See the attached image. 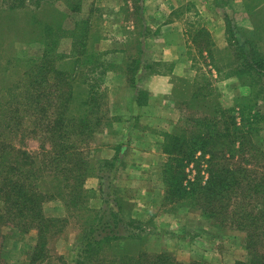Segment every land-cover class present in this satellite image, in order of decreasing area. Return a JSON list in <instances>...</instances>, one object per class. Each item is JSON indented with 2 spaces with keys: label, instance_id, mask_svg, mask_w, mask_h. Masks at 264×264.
<instances>
[{
  "label": "trees",
  "instance_id": "trees-1",
  "mask_svg": "<svg viewBox=\"0 0 264 264\" xmlns=\"http://www.w3.org/2000/svg\"><path fill=\"white\" fill-rule=\"evenodd\" d=\"M18 1L12 0L7 10L17 14ZM262 12L251 14L254 37L230 33L227 61L217 67L228 68L225 75L248 80L250 93L225 108L205 76L203 84H193L190 93L182 95L185 125L166 133L163 142V205L196 207L219 224L244 230L250 257L234 264H264V50L258 40L264 21H257ZM75 25V30L63 23L44 25L43 55L26 59L29 68L18 81L19 90L8 89V113L0 121V238H8L7 229L23 233L36 229L29 264L47 261L49 239L63 231L70 217L83 222L90 216L86 196L90 163L78 143H85L102 124L108 96L99 79L93 78L77 86L80 96L75 98L77 87L63 66L69 56L59 51L60 41L74 39L75 65L81 70L95 65L100 56L89 41L90 19ZM222 54L217 56L219 62L225 59ZM27 132L42 137L41 149L32 152L18 146ZM53 200L63 202L66 216L46 213L45 204ZM137 234L129 238L135 240ZM120 238L105 236L97 225L84 230L83 249L74 264H203L183 263L167 251L152 253L126 247L127 243L108 247V240ZM56 260L70 264L64 256Z\"/></svg>",
  "mask_w": 264,
  "mask_h": 264
},
{
  "label": "rangeland",
  "instance_id": "rangeland-1",
  "mask_svg": "<svg viewBox=\"0 0 264 264\" xmlns=\"http://www.w3.org/2000/svg\"><path fill=\"white\" fill-rule=\"evenodd\" d=\"M11 3L12 0H0V121L5 120L8 113L5 106L9 99L8 89L13 86L19 90L21 86H18V81L29 68L28 64L25 63L26 59L43 55L44 25L63 23L74 29L76 22L90 19L93 27L89 41L93 43V48H96V41L104 39L110 33L111 27L106 23L105 11L96 6L95 0H19L20 8L16 10L17 14L7 10ZM257 11H263L257 17V21H264V6ZM250 20L253 22L252 18ZM243 33L253 37L256 35L252 30V24L251 28L244 27ZM258 40L260 49L264 50V31L261 33V39ZM75 47L72 37L63 38L58 47L60 52L69 56L66 65L63 66H66L70 71L72 84L77 87L86 79L87 82H92L93 78H98L102 90L105 89L104 91L109 96L110 76L116 66L114 61L120 60L121 56L116 59L114 57L115 52H104L96 48L100 52V56L95 71H91L90 68H94L96 64L89 69L81 70L79 66L75 65L78 58ZM129 50L131 53H135L137 51L136 43L130 46ZM222 55L229 54L224 52ZM130 60L132 59L128 58V64L131 62ZM226 61L227 56L223 59V62ZM101 63L102 66L100 67L99 64ZM39 70L43 71L41 68ZM205 78L202 76L198 82L203 84ZM207 78L209 77L207 76ZM247 81L242 80L247 86L246 94H249L251 86L247 84ZM182 83L180 82L181 87L176 96L179 102L184 100L182 98L184 92L190 93L189 90L192 87V83ZM87 85L84 83L82 86L87 87ZM215 90L216 99L218 95L220 103L225 108L235 106L240 97L246 95L240 94L234 97V93H227L225 86L223 88L221 85ZM76 94L75 98L80 96L78 87ZM221 97L225 100L224 103L220 100ZM107 107L104 111L105 116H103L102 124L99 125L97 131L90 133L91 137L86 138L85 143H78L89 158L91 175L101 174L102 177V185L98 189L86 187L87 207L90 216L83 222L75 216L70 217L63 231L49 239L47 252L49 258L47 261L42 258L33 264H48L47 262L57 264L56 259L59 256H64L70 264H74L83 249L81 237L84 235V230L89 231L96 225L104 230L105 236L121 237L118 240H108L110 241L108 243L109 248L113 245L119 247L120 244L127 243L126 247L132 245L133 247L145 248L152 253L167 251L183 263L199 261L203 264H234L238 260H247L250 255L244 230L219 224L204 215L196 207L173 208L171 204L164 206L161 197L155 201L154 195L156 194L153 195V192L150 191L153 190L154 186L152 185L156 183H161V186L163 184L161 189L164 188L162 166L165 160L161 164V170L148 168L132 172V176H135L134 181L139 180L140 183L118 186V188L116 185L113 186L108 183L107 179L111 171V164L108 162L111 161L97 158L99 157L100 143L96 137V133L105 128L108 123L109 111ZM182 107L184 110L185 105ZM184 117L183 112L178 126L180 124L181 126L185 125L182 123ZM12 122H16L15 119ZM26 134L22 143L18 142V146L27 148L32 152L37 151L43 143L42 137L30 132ZM158 171H160L161 177L157 176L154 184L152 178ZM139 177H143L142 180L138 179ZM114 191L120 192V194ZM91 201L96 203H91ZM146 202H152L153 206H156L158 202L159 210H161L159 214L150 215L148 208H146L148 205ZM136 209L138 213L134 216ZM45 211L48 215L54 216H66L68 214L66 206L61 200L47 202ZM82 226L84 227L82 228ZM8 230V238L3 241L0 238V264H29L37 243V230L28 233H23L21 230L14 231L12 228L10 231ZM135 232L138 233L139 238L130 239L129 236L136 234ZM114 248L117 247L114 246Z\"/></svg>",
  "mask_w": 264,
  "mask_h": 264
},
{
  "label": "crops",
  "instance_id": "crops-1",
  "mask_svg": "<svg viewBox=\"0 0 264 264\" xmlns=\"http://www.w3.org/2000/svg\"><path fill=\"white\" fill-rule=\"evenodd\" d=\"M95 3L105 11L106 23L111 26L110 33L97 42L96 48L115 52L116 59L121 56L114 61L116 66L110 76L109 120L96 133L100 143L97 158L111 161L107 181L118 188L140 183L134 181L132 172L161 170L165 135L176 129L184 112L183 104L176 99L180 82L193 85L202 76H208L215 88L225 86L234 97L246 94L247 86L240 77L225 75L228 68L218 71L219 64L225 62H219L217 56L220 51L229 54L232 31L242 38L243 31L239 33L236 27L251 28V14L264 6V0H95ZM134 43L137 51L131 53L129 47ZM128 58L132 59L130 65ZM220 100L225 101L223 97ZM159 173L152 178L154 184L157 176L161 177ZM100 175H90L86 187L98 189L102 185ZM160 184H151L155 201L163 198ZM146 203L150 215L159 214L158 202L156 206ZM137 213L136 209L134 216Z\"/></svg>",
  "mask_w": 264,
  "mask_h": 264
}]
</instances>
